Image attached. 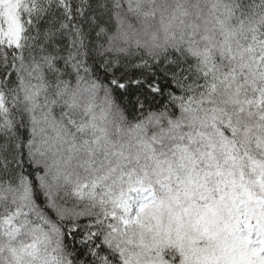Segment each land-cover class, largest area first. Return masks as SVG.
<instances>
[{
    "label": "snow or ice",
    "instance_id": "1",
    "mask_svg": "<svg viewBox=\"0 0 264 264\" xmlns=\"http://www.w3.org/2000/svg\"><path fill=\"white\" fill-rule=\"evenodd\" d=\"M0 264H264V0H0Z\"/></svg>",
    "mask_w": 264,
    "mask_h": 264
}]
</instances>
